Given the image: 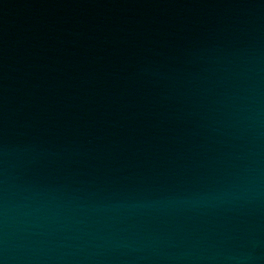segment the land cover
I'll return each mask as SVG.
<instances>
[{
	"label": "water",
	"instance_id": "water-1",
	"mask_svg": "<svg viewBox=\"0 0 264 264\" xmlns=\"http://www.w3.org/2000/svg\"><path fill=\"white\" fill-rule=\"evenodd\" d=\"M0 264H264V0H0Z\"/></svg>",
	"mask_w": 264,
	"mask_h": 264
}]
</instances>
